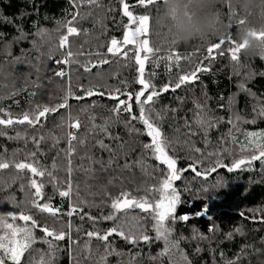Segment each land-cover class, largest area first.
<instances>
[{"label":"trees","instance_id":"1","mask_svg":"<svg viewBox=\"0 0 264 264\" xmlns=\"http://www.w3.org/2000/svg\"><path fill=\"white\" fill-rule=\"evenodd\" d=\"M126 2L135 15L150 16L148 39L150 46L160 51L146 64L145 77L151 80L157 90L169 83L174 85L180 75L193 71L198 65H210V71L199 73L197 81L182 85L174 92L170 90L163 93L154 106L156 112L164 117L162 128L171 141V147L167 150L177 159V167L188 168L193 158V153L185 143L189 139L185 136L189 131L184 127L185 120L196 132L190 137L195 147L202 152H219V157H204V164L199 165L200 170L211 167L217 158L231 166L233 160L250 156L252 149L248 146L247 133L264 132V117L257 114L264 107V51L255 54L241 51L237 64L226 50L223 55L217 54L214 60L209 61L206 59L207 47L229 33L238 40L237 34L241 27H251L259 32L264 30V24L238 9L235 10L239 15L233 16L228 8L229 0H218V33L186 47L177 46L172 44L163 21L161 0L147 8L139 6L138 0ZM77 11L80 17L75 26L80 30V35L70 36L69 44L73 53L81 54L75 57L77 63L58 64L57 61L63 59L66 51L58 47L60 37L66 34L64 25ZM245 16L246 23L240 25L239 20ZM127 24L128 19L122 15L120 0H100L99 5L84 3L78 8L73 7L71 0H0V33L3 34L0 36V108L15 118L34 111L37 105L57 107L56 112L41 118L35 128L27 124L10 127L0 125V158L10 162H35L40 168L52 170L59 187L63 188L68 178L65 155L69 147L68 133H75L77 137L72 141L75 152L71 156L74 189L71 199L61 198L54 187L55 181L49 182L47 176L34 177L45 185L44 198L40 202H50L53 207L61 209L57 217L41 213L31 205L30 192L34 190L26 187L31 173L25 170L24 178L21 179L11 164L8 169L0 171V215L13 213L18 216L23 211L32 215L41 226L70 231V239L66 237L54 242L58 250L53 264H97L105 251L104 243L94 237L90 239L87 233L98 231L103 234L114 226V221L103 219L112 211V198L118 197L121 192H129L135 197L158 199L159 193L150 190L159 187L166 178V166L142 147L150 143V138L144 134V126L132 121L131 127L138 131H130L125 126L129 120L128 113L122 112L116 122L112 112L116 100L106 95H85L84 90L92 87L104 92L120 88L133 93V97L135 92L141 90L142 86L135 82L138 73L134 48L128 46L125 49L129 52L127 58L112 57L107 53L112 38L123 40ZM38 29L46 30L47 34L42 38L35 35ZM21 31L27 38L16 40ZM34 41L36 48L33 47ZM170 49L187 58H182L179 66L172 63L169 71V62L160 58L166 56ZM97 52L103 55L98 56ZM17 58L24 62L14 63ZM101 59L110 62L92 68L91 72L81 67ZM157 59L159 66L153 62ZM60 70H65L68 75L63 78L56 76L55 73ZM241 84L246 91H241ZM69 91L72 95L68 96V107L59 108L58 105L64 102ZM121 98L127 99L124 96ZM194 102L206 105L210 110L208 116L221 121L209 130L208 145L204 143L203 132L192 123L196 112ZM132 113L139 115L134 98ZM237 115L241 117L240 121H235ZM92 117H95L94 121ZM0 118L7 116L0 113ZM77 119L80 122L79 129L71 127ZM106 120L109 121L111 134L120 137L118 141L91 131L93 123L101 125ZM230 120L234 121L235 127L229 123ZM33 138L39 141L38 145ZM80 140H85V143L80 144ZM97 140H103L116 151L114 163L107 171H100V163H93L103 161L107 165L110 158V153L100 148ZM121 144L124 145L122 150ZM32 153L36 154L35 157L31 156ZM200 156L199 153L195 154L196 158ZM126 162L132 165L130 169L123 167ZM53 163L56 165L54 170ZM89 168L93 171H88ZM221 181L224 187L219 186ZM22 184L25 185L24 190H21ZM173 186L181 196L176 216L190 217L187 221L177 220L173 238L180 241V248L188 255L191 264H228L229 261H235V264H259L264 261V222L260 221L264 217V163L253 161L251 166L245 164L231 173L227 167L219 168L207 180L203 176L196 177L190 170L181 172V178L174 181ZM78 198L82 201L80 207L83 211L69 217V205L78 202ZM205 206L207 212L198 215ZM130 214L143 217L142 223L148 229V234L155 236L151 230L154 221L147 213L133 209ZM89 216L95 219H89ZM8 222H12L10 217ZM15 223L20 226L24 224L19 220ZM69 223L71 229L68 228ZM34 232L37 243L24 254L21 264H38L41 255L49 252L48 244L41 242L43 233L39 228ZM229 233L232 234L230 239ZM3 234L4 229L0 228V235ZM109 240L112 248L123 255H109L107 264H129L133 257L134 264H159V261L151 258L163 249V241H153L150 245L140 242L134 246L115 234ZM86 244L90 245L91 254L85 248ZM6 264L11 262L6 261ZM163 264L170 262L163 258Z\"/></svg>","mask_w":264,"mask_h":264},{"label":"snow or ice","instance_id":"2","mask_svg":"<svg viewBox=\"0 0 264 264\" xmlns=\"http://www.w3.org/2000/svg\"><path fill=\"white\" fill-rule=\"evenodd\" d=\"M73 7L78 8L80 4H88V5H99L100 0H71ZM157 0H138L139 6L149 7L155 5ZM120 4L122 6V15L127 17L128 24L125 28V32L123 35V40H118L116 38H112L110 40L109 46L107 47V53L111 54L112 57H121L127 58L129 56V52L125 51L127 46H134V62L137 65V78L136 83L141 87L140 91L135 92L134 97L133 93L128 91H122L120 88H112L107 92L100 91L99 89L92 87L84 90L85 95L87 97H91L94 95L107 96L109 99H114L117 101V104L112 108V112L116 118V122L119 121V117L121 113H128L129 120L125 122V126L130 129V131H138L134 127H131L132 121H138L144 126V134L150 138V143L143 144V149L146 151H150L152 156L156 161H159L161 165L166 166V178H164L159 187L150 190L159 193V198L155 200H150L147 196L144 197H135L132 196L129 192H121L118 197L112 198L110 207L112 211L103 219L114 221V226L107 229L103 234L98 231L88 232L87 236L91 238H96L104 243L105 251L100 256L97 264H107V257L109 255H123L122 253L117 252L114 248H112L111 242L109 238L115 234L121 239L125 240L127 243L132 245H138L140 242L144 244L150 245L153 241H163V249L151 259L153 261H159V264H163V258H167L170 264H191V261L188 258V255L180 248V241L173 238L174 225L179 221H187L190 219L187 215H181L179 217L176 216L177 206L181 203L180 193L177 191L176 187L173 186L174 181H177L181 178V172L192 171L196 177H202L207 180L211 177V175L217 172L219 168L227 167V171L229 173L241 169L245 164L251 166L253 161H261L264 163V132H250L247 133L249 137L248 146L252 149V154L250 156H246L240 159L233 160L231 166L225 165L222 160L217 158L216 162L211 167H204L202 170L199 169V165L204 164V157L211 158L213 156L219 157V152H202L200 148L195 147L194 142L191 141L190 137L196 135L195 131H192V125L189 124L187 120H185L184 127L189 129L185 136L189 139L185 141L187 144L189 151L193 153V158L190 160L188 168L180 169L177 167L178 161L174 158L173 155H170L168 150L171 147V141L165 135L162 128V120L163 116L161 113L156 112L155 104L158 102L159 97L168 91H175L176 89L181 88L182 85H186L189 83H194L199 79V73L210 71L209 66L198 65L193 71L180 75L178 81L173 85L171 83L166 84L163 88L157 90L156 86L151 82L150 79L145 77V67L149 62L150 58L156 56V54L160 51L159 49H154L150 46V40L147 38L150 31V16L149 15H135L132 10H130V5L126 0H120ZM228 8L230 13L235 16L239 15V13L233 8L231 0H229ZM80 17L79 11L75 12L72 16L71 20H68L65 23L66 34L62 35L59 39L58 47L61 49H65V54L62 60L57 61V63H63L65 65H71L73 63H77L78 61L75 59L81 53H73L69 44L70 36H78L80 35V30L75 26V22ZM11 22L10 20L8 21ZM246 23V16L242 17L239 20V24L243 25ZM133 25L135 28L133 30ZM46 30L38 29L36 34L39 37L45 36ZM252 34L260 41L264 42V30H260L257 32L256 30H252ZM3 34L0 33V36ZM141 37H144L143 39ZM27 36L23 31H21L20 36L16 37V40L26 39ZM173 45L175 41H172ZM33 47L36 48L35 41L33 42ZM244 44L240 43L238 40L233 39L232 34L229 33L226 36L222 37L218 42L211 44L207 47V57L209 61L214 60L216 55H223L226 50L230 53V58L233 62L239 63V53L242 51ZM39 50V49H37ZM143 54V55H142ZM96 55H103L100 52H97ZM187 58L182 57L181 54L174 50L170 49L168 54L160 59H164L169 62L167 65L169 71L171 70V65L174 63L176 66H179L181 59ZM24 61L17 58L14 63H23ZM110 61L108 59H101L95 62H90L87 65H81L86 72H91L92 68L101 67L103 64H107ZM157 66H159V59L153 61ZM31 67H35V65H30ZM58 77H65L68 73L65 70H60L55 73ZM127 86V85H126ZM241 91H246L245 86L241 84ZM147 93V95H146ZM34 96L35 93H32ZM72 93L69 91L68 95L64 97V102L58 105L59 108L68 107L67 100L68 96H71ZM127 97V99H122L121 97ZM77 99H83L84 97H76ZM133 98L135 100L136 105L139 109V115H135L132 113L133 108ZM196 112L194 113V119L192 123L197 126V129L204 134V143L206 145L210 144V141L207 139L209 130L214 127L216 124L221 121L216 118H211L208 116V112L206 105H201L199 102H194ZM231 105V100L229 101ZM57 111V107H49V106H41L37 105L36 109L32 112H25L22 116L13 118L12 114L6 111L3 108H0V113H4L7 118H0V125L5 127H10L15 124L24 125L27 124L29 127L35 128L36 125L40 124L41 118L46 117L49 113H54ZM175 111V109H173ZM258 116L264 117V107L260 108L258 111ZM92 120H95V117H92ZM241 117L236 116L235 121H240ZM248 122V121H245ZM255 123V120L251 121ZM229 123H233L235 127L234 121L230 120ZM109 121H105L101 125L92 124L91 131L93 133H103L110 140H119V136H113L109 131ZM71 127H75L79 129L80 122L77 119L75 123L71 124ZM19 138V134L17 135ZM34 142L39 144V141ZM42 139V138H41ZM77 137L75 133H68V143L69 147L65 153L67 159V180L65 181V186L63 188L59 187V181L54 176L52 170L40 168L37 166L35 162H10L0 158V171L4 169H8L10 164L17 171V174L21 179L24 178L25 170L28 173H31L28 176V183L26 187L30 190H34L30 192L31 205L37 208L41 213H46L51 215L52 217H57L61 212L59 207H53L50 202L41 203L40 201L44 198V183L42 181H38L34 177H45L49 178V182L55 181L54 187L56 188L58 195L61 198H69L71 199L73 193V184L71 180L72 175V160L71 156L75 152V148L72 145V141L76 140ZM234 140V138H233ZM80 144H84L85 140H80ZM97 144L100 148L108 151L110 153V158L107 162V165L104 164L103 161H93V163H100L101 168L100 171H107L112 167L114 160L116 158V151L112 148L111 145H106L103 140H97ZM124 145L121 144L120 148L123 149ZM227 152V149H224ZM201 154L200 158H196L195 154ZM35 153H32L31 156L35 157ZM91 159V158H89ZM136 163H140L137 161ZM125 169H130L132 167L131 164L125 163L123 165ZM141 167L143 165L141 163ZM52 169H56L55 163L52 165ZM88 171H93V169L89 168ZM112 181L110 180L109 183ZM219 186L224 187L225 184L221 181ZM25 185H21V190H24ZM207 191V189H205ZM78 192V189H77ZM14 199V198H12ZM79 201L75 203H70L69 210L67 215L70 217L73 214H76L78 211L82 212L83 209L80 207ZM19 207V205H17ZM139 209L142 213H147L150 216L151 220L154 221L152 225V231H154L155 236H151L148 234V229H146L142 223L143 217L139 215H131V210ZM207 212V207L203 209L202 212L198 213V215H203ZM241 215H244L241 213ZM9 217L11 218V223L8 222ZM84 218L83 216L81 217ZM89 219H95L91 216ZM211 219V218H209ZM23 221V226L17 225L15 221ZM261 222H264V217L260 218ZM0 228L4 229V234L0 235V264H6V261H10L11 264H21V259L26 252L32 249L33 245L37 243V237L35 235L34 230L39 228L43 233V237L41 238V242L48 244L49 252L47 254H42L41 259L38 261V264H53L55 254L57 249L55 241H62L66 237L71 238L70 231L65 232L64 230L57 231L55 229H50L46 225L41 226L38 224L37 220L30 214H26L21 211L19 215H15L13 213H8L7 215H0ZM68 228L71 229V224L69 223ZM211 231V229H210ZM236 231H239L237 229ZM232 234L229 233L228 237L231 238ZM51 238V239H49ZM199 239H206V237L200 236L195 237ZM85 248L91 254V248L89 244L85 245ZM197 252L200 251L199 248L196 249ZM135 258L133 257L129 264H134ZM228 264H235V261H229Z\"/></svg>","mask_w":264,"mask_h":264},{"label":"clouds","instance_id":"3","mask_svg":"<svg viewBox=\"0 0 264 264\" xmlns=\"http://www.w3.org/2000/svg\"><path fill=\"white\" fill-rule=\"evenodd\" d=\"M234 9L256 18L264 24V0H231ZM218 0H161L160 9L171 38L177 46L208 39L219 31ZM251 27H241L238 41L242 51L255 54L264 51V42L258 40ZM257 31V30H256ZM259 264H264L260 261Z\"/></svg>","mask_w":264,"mask_h":264},{"label":"rangeland","instance_id":"4","mask_svg":"<svg viewBox=\"0 0 264 264\" xmlns=\"http://www.w3.org/2000/svg\"><path fill=\"white\" fill-rule=\"evenodd\" d=\"M133 27V30H134V28H135V25H133L132 26ZM142 39L144 38V37H141ZM148 38V37H147ZM131 48H134V46H132V45H129ZM128 47V46H127Z\"/></svg>","mask_w":264,"mask_h":264}]
</instances>
